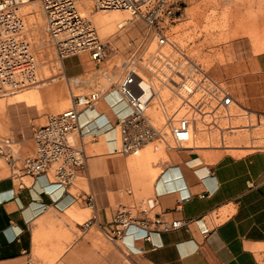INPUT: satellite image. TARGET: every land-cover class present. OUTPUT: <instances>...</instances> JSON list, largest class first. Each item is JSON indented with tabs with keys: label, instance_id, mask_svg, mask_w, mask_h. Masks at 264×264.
I'll list each match as a JSON object with an SVG mask.
<instances>
[{
	"label": "crops",
	"instance_id": "obj_1",
	"mask_svg": "<svg viewBox=\"0 0 264 264\" xmlns=\"http://www.w3.org/2000/svg\"><path fill=\"white\" fill-rule=\"evenodd\" d=\"M255 89L264 109V83ZM119 98L111 89L79 113L73 133L85 164L70 185L51 169L30 175L0 163V264H81L93 254V233L121 206L150 220L126 237L136 264H264V148L224 144L223 136L163 151L144 142L137 153L157 156L138 161L135 149L121 147Z\"/></svg>",
	"mask_w": 264,
	"mask_h": 264
},
{
	"label": "rangeland",
	"instance_id": "obj_2",
	"mask_svg": "<svg viewBox=\"0 0 264 264\" xmlns=\"http://www.w3.org/2000/svg\"><path fill=\"white\" fill-rule=\"evenodd\" d=\"M175 1L180 5L179 16L169 24L166 32L182 53L178 55L181 67L192 74L200 69L205 71L233 95V101L227 108L220 106L214 113V123L197 121L187 143L220 144V137L223 136L224 144L245 145L249 150L264 148V109H258L254 104L259 96L255 87L260 89L264 83V0ZM27 5L37 9L40 17L37 28L23 13ZM79 8L92 21L99 38L111 43L109 54L97 64L88 51L59 58L46 34L39 3L30 0L20 6L26 22L25 35L36 56L42 82L14 94L0 96V139L12 137L16 141L13 146L19 152L31 153L29 147L33 143V128L43 124L49 114L67 108L72 94L94 89L110 90L113 87L119 77V65L127 53L128 39L137 36L144 26L141 18L125 9H95L90 0H81ZM121 20H125L124 25H119ZM64 59L68 65L77 64L79 72L70 75L64 68ZM26 95L33 97L25 99ZM197 95L194 93L189 99L194 101ZM159 97L165 110L155 98L145 109V115L158 132L144 142L163 151L174 147L165 124L166 112L178 109L181 99L165 87L160 88ZM182 112L183 107L176 116ZM209 119L210 116H205V120ZM148 127L146 129H153ZM72 137L76 139L74 133ZM151 139L154 142L150 143ZM135 151L131 156L138 161L157 156ZM132 253L123 241H110L97 229L93 233V254H87L82 260L78 258V263L136 264Z\"/></svg>",
	"mask_w": 264,
	"mask_h": 264
},
{
	"label": "built area",
	"instance_id": "obj_3",
	"mask_svg": "<svg viewBox=\"0 0 264 264\" xmlns=\"http://www.w3.org/2000/svg\"><path fill=\"white\" fill-rule=\"evenodd\" d=\"M26 1L0 0V96L14 94L42 82L36 56L25 35L26 22L20 12L21 4ZM36 1L45 19L46 34L59 58L88 51L97 64L107 57L112 49L111 43L102 41L92 21L80 12L81 0ZM90 1L95 9H125L144 21L139 34L127 41V53L119 65V77L111 88L119 93V101L124 104V110L119 111L115 120L123 149L130 150L158 132L146 129L150 121L145 109L155 98L165 110L159 97L162 87L178 94L181 99L178 109L166 112L165 118L174 146L189 140L192 127L198 120L203 124L214 123L212 118L217 109L220 106L227 108L233 101L227 88L205 71L200 69L192 74L181 67L178 55L182 53L166 32L169 24L179 16L180 5L175 0ZM107 92L109 90L94 89L72 94L67 108L49 114L43 124L33 128L31 153L19 155V150L13 146L16 141L8 136L0 139V158L23 174L38 175L51 169L57 182L70 185L85 164L83 148L72 137L79 127V113L94 106ZM194 93L198 95L191 101L189 97ZM182 107L184 112L176 116ZM205 116H210V119L205 120ZM84 199L92 204L91 195ZM149 221L147 217L138 216L126 206H121L109 221L100 225V231L106 239L120 240L127 245L126 237L134 238L137 230L146 228ZM151 222L156 224L159 218ZM183 224L179 219L172 221L173 226Z\"/></svg>",
	"mask_w": 264,
	"mask_h": 264
},
{
	"label": "bare ground",
	"instance_id": "obj_4",
	"mask_svg": "<svg viewBox=\"0 0 264 264\" xmlns=\"http://www.w3.org/2000/svg\"><path fill=\"white\" fill-rule=\"evenodd\" d=\"M30 0H27L26 2H28ZM25 3V2H23ZM80 9V8H79ZM80 12L85 15L84 11L80 10ZM27 16V18L29 19V21L37 28L40 24V17L38 16V12L37 9L35 7H33L32 5H27L24 7V12ZM24 14V15H25ZM125 22V20H121L119 22V25H122ZM124 25V24H123ZM124 110V109H123ZM149 126V124H148ZM150 127V126H149Z\"/></svg>",
	"mask_w": 264,
	"mask_h": 264
}]
</instances>
